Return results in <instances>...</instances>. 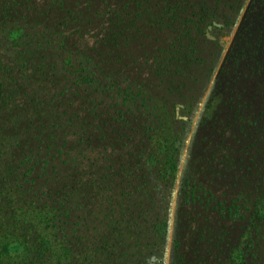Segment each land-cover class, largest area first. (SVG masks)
Instances as JSON below:
<instances>
[{
  "label": "trees",
  "instance_id": "16d2710c",
  "mask_svg": "<svg viewBox=\"0 0 264 264\" xmlns=\"http://www.w3.org/2000/svg\"><path fill=\"white\" fill-rule=\"evenodd\" d=\"M243 1L0 0V264L261 257L250 224H264V159L229 156L234 126L248 133L230 82L259 54L252 34L264 43V0L241 21L179 173L216 61L204 30L230 29Z\"/></svg>",
  "mask_w": 264,
  "mask_h": 264
},
{
  "label": "rangeland",
  "instance_id": "374dc122",
  "mask_svg": "<svg viewBox=\"0 0 264 264\" xmlns=\"http://www.w3.org/2000/svg\"><path fill=\"white\" fill-rule=\"evenodd\" d=\"M252 0H244L237 16H235V20L233 25L229 28L224 29H216L211 26L210 29L204 30V34L206 38L210 40H215L217 42V46L207 48L205 53L207 55L212 54L214 59H216L215 64L211 71V76L208 84L206 85L205 90L203 91V95L198 102L197 107L195 108V113L191 116V124L188 136L186 137V141L184 144V150L181 154V159L179 162V173L182 171L183 166L185 164L187 155H188V145L190 143L191 136L193 134L194 129L197 128L201 119H199L201 112L204 109V105L206 100L209 97L210 92L218 86V89H221L219 86L223 85V80L227 78V73L225 69L222 67L226 64V60H230L229 56L231 51L234 48V41L236 39L238 28L243 20L247 9L249 8ZM216 25L220 26L219 23L214 22ZM209 34V37L207 36ZM202 35V33H200ZM253 39L248 42V45L251 47L252 51H257V55H252L250 59H247L245 62L242 60L241 63L238 64L239 67H242V76L233 79L230 83L231 89H234L233 96L235 101L232 103L233 111H237V115L235 114L234 118L238 117L239 114L247 117L248 124L245 126L247 128V132H245V140L244 136L241 138V134H238V129L234 126V130L232 132L231 145H230V156L229 159L233 160V165H239L245 158L249 161L252 158H256V155L262 156L264 159V67L256 68V63L264 59V43H256L257 32L253 33ZM193 37L196 34L192 35ZM166 37V36H164ZM212 37V39H211ZM187 41V40H185ZM184 41V42H185ZM199 42L196 41L197 47L202 50V47H199ZM254 46V47H252ZM259 47V48H257ZM112 55V54H111ZM103 57H109L106 52L103 53ZM141 55H139L140 58ZM128 61H133L132 59ZM136 68L138 66H135ZM139 71V68L136 69ZM140 72V71H139ZM260 75L258 76L257 74ZM123 77V76H122ZM234 77V75H232ZM124 79L127 80V76H124ZM242 97V98H241ZM192 111H181L183 116H188ZM233 112V113H234ZM185 113V114H184ZM185 116V117H186ZM202 121V120H201ZM235 123V122H234ZM235 134V136L233 135ZM252 134V136L250 135ZM249 141L253 142L249 146L247 144ZM229 149V148H228ZM260 150V151H259ZM223 151L221 152V156L223 155ZM217 155H220V151L217 150ZM253 161V160H252ZM250 161V163H252ZM254 163V162H253ZM257 165V164H256ZM257 166L254 165L253 169H256ZM261 168V167H260ZM264 169V168H263ZM251 174V169L248 170V176ZM180 174L177 175V180L175 181L173 187V196L171 207L174 209V204L176 200V193L178 189ZM262 177V176H261ZM256 183V181H255ZM254 183V184H255ZM264 183V176L263 181ZM252 178L249 176L246 177V189L252 190ZM219 197V196H218ZM220 198V197H219ZM257 228V230H256ZM170 229V227H169ZM250 229L252 231L256 230V234H252L253 241H260V258L258 257H249L251 260L249 264H264V224H260V222H254L250 224ZM251 237V238H252ZM250 244V240L248 239V245ZM163 264H168V257L164 258Z\"/></svg>",
  "mask_w": 264,
  "mask_h": 264
},
{
  "label": "water",
  "instance_id": "95a60500",
  "mask_svg": "<svg viewBox=\"0 0 264 264\" xmlns=\"http://www.w3.org/2000/svg\"><path fill=\"white\" fill-rule=\"evenodd\" d=\"M207 29H210V26H208ZM207 36L209 37V34H208V33H207ZM211 38H212V37H211ZM152 260H153V258H152Z\"/></svg>",
  "mask_w": 264,
  "mask_h": 264
},
{
  "label": "flooded vegetation",
  "instance_id": "af4514ba",
  "mask_svg": "<svg viewBox=\"0 0 264 264\" xmlns=\"http://www.w3.org/2000/svg\"><path fill=\"white\" fill-rule=\"evenodd\" d=\"M210 26V25H209ZM208 27V26H207ZM210 28H211V26H210ZM208 30V29H207ZM212 39V38H211Z\"/></svg>",
  "mask_w": 264,
  "mask_h": 264
}]
</instances>
